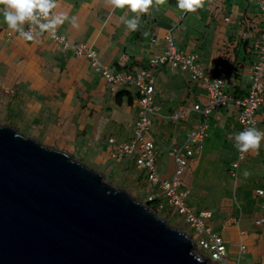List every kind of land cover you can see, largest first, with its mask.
Instances as JSON below:
<instances>
[{"label": "crops", "instance_id": "1", "mask_svg": "<svg viewBox=\"0 0 264 264\" xmlns=\"http://www.w3.org/2000/svg\"><path fill=\"white\" fill-rule=\"evenodd\" d=\"M56 2L52 12L68 17L57 32L71 43L91 47L110 71L145 69L149 59L164 50L165 37L171 34L177 50L200 54L206 74L212 75L217 63L231 68L233 82L227 92L232 96L243 97L248 91L256 61L252 45L262 25L253 0H204L203 7L191 14L181 12L176 0H167L159 9L140 15L137 31L128 30L121 19L135 14L114 10L106 0ZM145 32L147 36L142 35ZM151 75L158 110L150 116L148 136L154 143L158 176L171 177L176 166L173 149L183 154L187 133L206 119V135L201 146L189 144L192 156L181 174L188 204L207 214V224L225 244V264H264V195L257 193L264 190V140L258 151L245 153L237 163V107L229 102L205 118L192 110L193 104L201 108L207 104L205 90L184 70L165 63L153 68ZM136 112L133 87L111 92L84 56L63 49L46 32L27 41L0 15V125L18 131L27 125L28 137L37 140L41 133L43 145L82 153L95 165L133 175L136 188L149 191L132 158L111 156L114 144L109 139L130 140ZM174 113L180 114L176 121L170 119ZM255 120V128L264 131V106L257 109ZM154 189L161 196L162 190Z\"/></svg>", "mask_w": 264, "mask_h": 264}, {"label": "water", "instance_id": "2", "mask_svg": "<svg viewBox=\"0 0 264 264\" xmlns=\"http://www.w3.org/2000/svg\"><path fill=\"white\" fill-rule=\"evenodd\" d=\"M190 252V235L100 172L0 125V264H198Z\"/></svg>", "mask_w": 264, "mask_h": 264}, {"label": "built area", "instance_id": "3", "mask_svg": "<svg viewBox=\"0 0 264 264\" xmlns=\"http://www.w3.org/2000/svg\"><path fill=\"white\" fill-rule=\"evenodd\" d=\"M260 11L261 27L258 38L252 47L256 51V61L250 69V81L248 91L243 97H234L227 92L232 87L233 77L231 70L224 64L217 63L215 72L212 75L205 73L200 54L198 52L184 53L178 51L173 44L171 34L165 37L163 52L151 57L145 69H139L134 72L110 71L106 65L101 64L96 58L95 52L91 47L83 44H74L56 30L52 35H48L57 42L63 49H73L76 55L84 56L91 64L93 70L100 73L105 80L111 92L121 86H131L137 94V118L130 140L115 143L111 138L109 142L114 144V150L111 156L124 159L132 158L134 167L137 171L144 174L150 187L146 193L145 202H155L156 211L169 214L174 211L181 217V221L189 226L191 232L197 237L194 242V250L201 257H206L210 262L225 263L226 247L220 236L213 233L211 227L206 222L207 214L201 211H194L188 204L187 191L185 190L181 174L187 164V158L192 156L190 143L201 146L200 142L206 135L207 121L204 119L196 125L195 129L187 133V138L183 144V154L180 149L174 148L172 156L175 162V170L169 179H162L158 176L155 166V147L153 141L148 136V130L151 125L150 116L158 110L155 105V89L153 85L151 70L161 64L167 63L171 69L184 70L192 82L199 83L205 90L207 104L200 107L199 104H193L192 110L199 112L205 118L210 112L227 103H232L238 109L237 120L239 124L238 132L246 127H256L255 114L257 109L264 106V0H253ZM228 21V18H224ZM25 31L29 30V25H24ZM34 33L39 32L38 28L33 29ZM18 36L19 33L16 32ZM155 40V37H152ZM180 114L174 113L170 116L172 121L178 120ZM235 143V141H234ZM245 153H241L236 148V161H242ZM154 187L161 189V196ZM259 195H264V190H257ZM159 196V197H158ZM158 198V200H156ZM257 221L256 223H258ZM245 250L240 246V251Z\"/></svg>", "mask_w": 264, "mask_h": 264}, {"label": "clouds", "instance_id": "4", "mask_svg": "<svg viewBox=\"0 0 264 264\" xmlns=\"http://www.w3.org/2000/svg\"><path fill=\"white\" fill-rule=\"evenodd\" d=\"M166 3L167 0H106V4L111 6L114 10L127 9L135 14L133 18L130 19L121 18L130 31L138 30L140 25L139 17L141 14H147L153 8L159 9L160 6ZM203 4L204 0H176V7L186 14L197 12L198 9L203 7ZM56 7V0H0V15L3 16L4 23L7 24L9 29L18 32L23 39L32 41L35 35H40L44 32H49L54 35L57 27L68 19L65 13H53L52 10ZM25 24L29 25L28 31H25ZM35 28H38L39 32L34 33L33 29ZM142 35L147 36L148 33L145 32ZM262 140H264V131H260L255 127H246L243 131L235 134L234 146L241 153H247L249 151L255 152L259 150ZM245 175H248V173H245ZM160 217L165 220L168 219L166 216L161 215ZM186 233L191 237V233ZM189 255L192 256L198 264H202L203 258L193 252H190Z\"/></svg>", "mask_w": 264, "mask_h": 264}, {"label": "rangeland", "instance_id": "5", "mask_svg": "<svg viewBox=\"0 0 264 264\" xmlns=\"http://www.w3.org/2000/svg\"><path fill=\"white\" fill-rule=\"evenodd\" d=\"M22 128L24 129V131H19V132L26 135V136H29V135H27V133L29 131V128L27 127V125H25V126L23 125ZM25 132H27V133H25ZM39 132H41V131H39ZM38 137H39V139H37V140L41 144H43V140H42L43 135L41 133H38ZM69 155L72 158H74L75 160L80 161V162L86 164L87 166L91 167L92 169L100 172L103 175V178L105 181L111 182L112 185H114L115 187H117L119 189H125L137 200L145 202L146 196H147L146 191H141V190H138L136 188V186L134 185V181H133V175L128 176L125 172L119 174L116 171L112 172V170H110V168H106L102 165H95L94 163H92L90 161H86V159H85V157H83L84 155L82 153H78V152L71 153V152H69ZM151 205H152V207L154 206V204H151ZM160 215L166 216L168 218L166 220L169 223H171L172 225L177 226V227L181 228L182 230H185L186 232L193 234L191 232L189 226L186 225L185 223H183L181 221L182 220L181 217L176 215L174 211L170 212L169 214H165L164 212H161ZM193 238L195 240L197 239V237L194 236V234H193ZM195 252L198 254L197 251H195Z\"/></svg>", "mask_w": 264, "mask_h": 264}, {"label": "trees", "instance_id": "6", "mask_svg": "<svg viewBox=\"0 0 264 264\" xmlns=\"http://www.w3.org/2000/svg\"><path fill=\"white\" fill-rule=\"evenodd\" d=\"M229 70H231V68L229 67L228 68ZM156 200H158V199H156ZM146 204H147V206L149 207V208H151V209H153L158 215H160L157 211H156V205H155V202H145ZM151 204H154V206L152 207V205ZM161 216V215H160Z\"/></svg>", "mask_w": 264, "mask_h": 264}]
</instances>
